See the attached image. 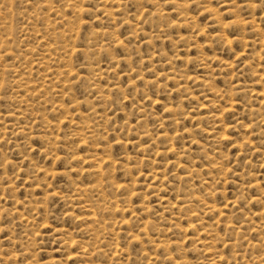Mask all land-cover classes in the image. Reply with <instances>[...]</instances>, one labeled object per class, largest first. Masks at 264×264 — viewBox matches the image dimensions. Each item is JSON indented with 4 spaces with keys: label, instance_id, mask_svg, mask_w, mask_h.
<instances>
[{
    "label": "rangeland",
    "instance_id": "rangeland-1",
    "mask_svg": "<svg viewBox=\"0 0 264 264\" xmlns=\"http://www.w3.org/2000/svg\"><path fill=\"white\" fill-rule=\"evenodd\" d=\"M0 264H264V0H0Z\"/></svg>",
    "mask_w": 264,
    "mask_h": 264
}]
</instances>
